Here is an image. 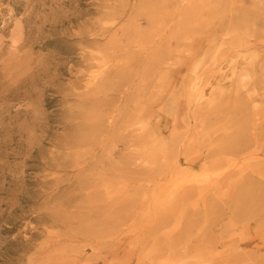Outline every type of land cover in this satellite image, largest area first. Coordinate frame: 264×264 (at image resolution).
<instances>
[{
	"label": "rangeland",
	"instance_id": "obj_1",
	"mask_svg": "<svg viewBox=\"0 0 264 264\" xmlns=\"http://www.w3.org/2000/svg\"><path fill=\"white\" fill-rule=\"evenodd\" d=\"M0 46V264H264V0H0Z\"/></svg>",
	"mask_w": 264,
	"mask_h": 264
},
{
	"label": "bare ground",
	"instance_id": "obj_2",
	"mask_svg": "<svg viewBox=\"0 0 264 264\" xmlns=\"http://www.w3.org/2000/svg\"><path fill=\"white\" fill-rule=\"evenodd\" d=\"M15 33H17V32H15ZM19 35V34H18ZM20 37V36H19ZM22 39V38H21ZM25 41L23 40L22 41V43H24ZM27 42V41H26ZM25 42V43H26ZM22 43H20V39L19 40H17L16 39V42H14L13 44H11V46H13L14 47V50H15V52H17L18 53V51L22 48H24V46H25V44H22ZM1 46H0V53H1ZM12 54H13V52H12ZM16 54V53H15ZM20 71V70H19ZM257 257H258V255H257ZM259 259V258H258ZM96 261V260H95ZM105 262H106V260H105ZM111 264V263H110Z\"/></svg>",
	"mask_w": 264,
	"mask_h": 264
}]
</instances>
